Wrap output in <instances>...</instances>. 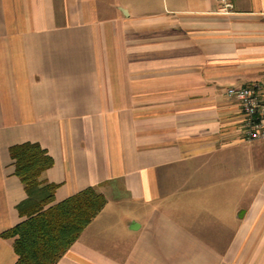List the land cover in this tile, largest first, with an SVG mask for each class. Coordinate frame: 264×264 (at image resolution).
<instances>
[{
    "label": "crops",
    "instance_id": "crops-1",
    "mask_svg": "<svg viewBox=\"0 0 264 264\" xmlns=\"http://www.w3.org/2000/svg\"><path fill=\"white\" fill-rule=\"evenodd\" d=\"M228 4L0 0V264L23 143L52 159V204L106 200L56 264H264V140L226 95L264 78V0Z\"/></svg>",
    "mask_w": 264,
    "mask_h": 264
},
{
    "label": "trees",
    "instance_id": "trees-1",
    "mask_svg": "<svg viewBox=\"0 0 264 264\" xmlns=\"http://www.w3.org/2000/svg\"><path fill=\"white\" fill-rule=\"evenodd\" d=\"M8 153L26 198L16 208L22 221L2 236L13 240L16 264H56L106 200L87 188L52 204L57 185L41 180L52 166L47 153L35 143L11 146Z\"/></svg>",
    "mask_w": 264,
    "mask_h": 264
},
{
    "label": "built area",
    "instance_id": "built-area-1",
    "mask_svg": "<svg viewBox=\"0 0 264 264\" xmlns=\"http://www.w3.org/2000/svg\"><path fill=\"white\" fill-rule=\"evenodd\" d=\"M222 3L221 12L228 13V0ZM226 95L239 105L242 140L247 143L264 140V78L247 86L230 87Z\"/></svg>",
    "mask_w": 264,
    "mask_h": 264
}]
</instances>
